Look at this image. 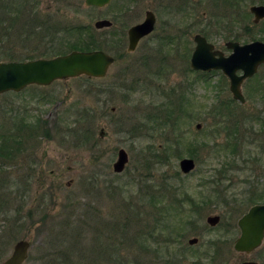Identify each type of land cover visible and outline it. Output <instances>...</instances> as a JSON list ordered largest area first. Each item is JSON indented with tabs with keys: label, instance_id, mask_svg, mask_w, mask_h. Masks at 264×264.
I'll return each mask as SVG.
<instances>
[{
	"label": "rangeland",
	"instance_id": "rangeland-1",
	"mask_svg": "<svg viewBox=\"0 0 264 264\" xmlns=\"http://www.w3.org/2000/svg\"><path fill=\"white\" fill-rule=\"evenodd\" d=\"M10 1L15 2L8 7L19 16L14 28L0 37V47L9 48L0 61L65 54L69 40L65 30L87 26L96 31L92 39L102 43L99 49L115 61L101 78L81 75L0 94V145L9 143L0 153V264L18 240L31 244L21 264H60L61 260L66 264H210L204 254L207 242L221 244L228 237L223 232L234 225L230 242L216 252V264L245 259L264 264V241L245 256L232 248L239 235L236 221L249 205L243 204V212L237 214L236 207L206 200L218 187L240 194L249 187L242 182L245 177L264 188V176H258L264 170V153L256 146L264 141V65L242 82L244 103L232 98L229 82L219 70L203 75L189 66L195 33L205 32L221 50L233 36L220 29L216 16H211L207 29L202 23L189 26L195 16L210 17L211 1L208 5V0H188L180 11L167 9L174 0H111L101 8L87 7L84 0H0V9L5 6L2 2ZM259 3L237 0L236 31L241 33L244 25L253 23L249 6ZM146 10L156 15L155 30L127 52L126 31L143 20ZM98 19L110 20L111 27L96 30L93 24ZM175 27L187 28L177 48L163 39ZM80 34L84 35L82 30ZM145 53L153 57L152 62ZM122 77L128 80L124 89L118 87ZM151 108L165 123L141 135L132 126L151 127L147 118L155 110ZM21 121L28 123L13 130ZM250 131L257 140L246 146L242 140L253 137ZM84 132L88 138L81 135ZM9 134L12 138L5 140ZM177 134L183 136L181 145L171 146L169 138ZM236 140L240 150L235 154L243 156L232 155V148L225 146ZM120 148L129 160L116 173L112 164ZM247 152L259 159L258 164L241 167L242 158H251ZM183 157L196 163L186 175L178 166ZM224 162L234 164L228 172L236 182L223 178L207 183L213 174L219 179L217 172L225 171ZM148 184H163L170 191L162 199L165 205L159 202L152 214L144 196ZM188 198L206 201L202 213L183 219L187 227L173 242H162L160 234L152 237L153 227L157 230L177 216L176 200H185L180 204L184 211ZM214 213L220 215V223L209 227L205 218ZM191 237H198V242L188 245Z\"/></svg>",
	"mask_w": 264,
	"mask_h": 264
},
{
	"label": "water",
	"instance_id": "water-1",
	"mask_svg": "<svg viewBox=\"0 0 264 264\" xmlns=\"http://www.w3.org/2000/svg\"><path fill=\"white\" fill-rule=\"evenodd\" d=\"M109 2L110 0H84L86 6L94 7H103ZM250 11L254 15V23H258L264 18V5L251 6ZM154 23V13L146 10L143 21L128 28V52L135 49L142 37L152 32ZM94 25L98 29L108 28L111 26V22L107 19H100ZM193 40L195 47L190 60L191 67L196 70L221 69L229 78V89L233 99L244 103L245 98L241 93L240 84L244 78L252 76L258 65L264 62V42L255 40L244 45L228 43L233 50L232 54L223 57L220 52L213 50V45L207 42L203 36L195 34ZM216 54H218V57ZM113 62L114 57L101 49L72 50L67 54L50 58L0 61V94L8 91L19 92L31 84L46 86L54 80L79 75L103 77L107 72V68ZM237 69H242L243 74L236 75ZM195 127L199 129L201 126L196 124ZM128 159L127 152L120 148L112 164L113 171L116 173L122 172ZM178 166L182 174H188L195 169V161L193 158L183 157L179 160ZM205 221L210 226H215L219 222V216L210 214ZM237 225L240 233L234 242V249L249 253L261 244L264 237V204L251 206L238 218ZM196 242V237L188 239L189 244H195ZM29 247V241L18 240L14 244L10 256L2 264H21L27 257ZM240 264L258 263L244 261Z\"/></svg>",
	"mask_w": 264,
	"mask_h": 264
},
{
	"label": "flooded vegetation",
	"instance_id": "flooded-vegetation-1",
	"mask_svg": "<svg viewBox=\"0 0 264 264\" xmlns=\"http://www.w3.org/2000/svg\"><path fill=\"white\" fill-rule=\"evenodd\" d=\"M210 1L212 3V8H213V12H211L210 17H208L207 19L204 20L203 17L195 16L196 17L195 22L192 21L189 26L193 25L194 23H196L197 25H199L200 23H202L205 26L203 28L204 29H207V28L210 27V24H211V22H210L211 16L218 17L219 24L221 25L220 29H224V30L227 31V33L233 34L232 37L227 38V39H231V40H226L224 42V47L223 48H225L226 50H221L219 48H216L215 45L207 39L208 35L205 32L204 33H195V34H199V35L203 36L206 39L207 42L211 43L213 45V50L214 51L220 52L223 55V57H228L230 54H232V51H233L228 43H238L239 45H244V44H248L250 42H253L255 40H260V41H263L264 42V39L257 38L258 35H263L264 34V18L261 19L258 23H254L253 22L250 26L247 25V24L244 25V27L242 28L243 31L240 33V32H238V31L235 30V26H234L235 23H236V21H237L236 15L238 16L237 9L235 10V8L237 6V0H208V2H209L208 5H210ZM252 1L253 0H251V2ZM259 1L261 3H259V4H251L249 6V12H250L249 15L251 14L253 18H254V15L251 13L250 7L251 6H254V5H264V0H259ZM187 2H188V0H174V2L171 3V5H168L167 6V9L171 7V8H175L176 10L184 11L185 10V7L187 5ZM95 8H97V7H95ZM144 14H145V12H144ZM154 16H155L154 28H153V30H152L151 33H149L148 35H146L144 37L149 36L155 30V26H156V15L154 14ZM98 20H100V19H98ZM260 23L262 24V26L259 25ZM111 25H112V22H111ZM93 27L96 30H98V28H96L94 24H93ZM87 28H90V27L87 26ZM101 29H103V28H101ZM186 31H187V28L186 27H183V28L182 27H179V28L175 27L174 29H172V33L169 34L168 36H165L163 39H164V41H168L169 43H173L176 46V48H177L179 46L177 44H181V40L184 38V34L186 33ZM200 31H203V30H200ZM126 35H127V31H126ZM194 35L192 37V41L193 42H194V40H193ZM143 38H141V39H143ZM138 43H137V45H138ZM137 45H136V47H137ZM127 46H128V35H127ZM136 47H135V49H136ZM194 47H195V42H194V46H193V48L191 50V54H190V57H189V66H190V60L192 58V53H193ZM147 54L148 53H145V55H143V56H147ZM216 56L218 57V54H216ZM147 59H148L149 62H152L153 61V57H151L150 55L147 56ZM164 59H166V58H164ZM262 65H264V62L258 65V67L256 69V72L258 71V68L260 66H262ZM213 70H219L222 73L223 77L224 78L225 77L227 78V80L229 82V85H230L229 78L223 73V71L221 69H210V70L197 69V71H200L201 72L200 74H203V75H204V73L210 72V71H213ZM256 72L252 76L244 78L242 80V82H244L245 80L253 77L256 74ZM235 73L238 76L239 75H242L243 74V70L242 69H237ZM242 82H241V84H242ZM241 84H240V90H241ZM229 91H230V89H229ZM241 93H242V91H241ZM253 117H254L253 119L255 120V116H253ZM257 119L260 120V117L257 116ZM248 120H249V117H248ZM250 133L253 135L252 138L246 139V140H242V142L243 141H246V146L254 145L255 142H256V140H257V139H255V133H253L252 131H250ZM237 141L238 140L233 141V142H230V143L226 144L225 146L232 148V151H233V153H231L232 155H235L236 157L243 156L244 155L243 153H241V154H235L236 152H239V150H240V146L238 145L239 142L237 143ZM242 144H245V143L243 142ZM256 146H258L260 153H264V141L261 142V143L259 142V144L256 145ZM217 154H218V152H217ZM245 155H246V157H249V158L251 157V154L248 153V152ZM258 162H259V159L257 157H254V158L251 157L250 160H246L245 158H242L241 167H243V166L248 167V166H251V165L254 166L255 164H258ZM232 165H234V164H232L230 162H224L225 171H221V172L218 173L217 176H218L219 179H216V178L213 179V177H212V180H207L206 182L207 183H218L223 178H229V179H232L231 184L232 183H235L236 182L235 176L234 175L229 176L230 173L228 172V170H230L231 167H233ZM240 169L241 168L239 167L238 170H240ZM234 173L235 172H233V174ZM258 176H264V170L260 174H258ZM237 178H239V176ZM242 182L248 184L249 187L243 189L244 191L242 190L240 192V194L239 193H233V194L232 193H227L228 192V191H226V188L227 187H218V188H215L211 193L207 194V196H206V200H208V204L209 203H211V204L212 203H216V204H219V205L223 206L224 208H226L227 207V204H229L230 207L231 206L232 207H236V209L241 210V211H243V208H242L243 204L249 205V208L251 206H253V205H256V204H264V188H259V187L257 188L256 186H253L252 184H250V181H249V178L248 177L243 178ZM229 184H230V182H229ZM228 194H230V195H228ZM213 215H218L219 216V222L215 225V226H217L220 223L221 217H220L219 214H216V213H214ZM207 225L209 227H215V226H210L209 224H207ZM236 225H237V221H236ZM237 227H238V225H237ZM234 229H236V226L235 225L232 226L231 229H226L223 232L228 237H226L225 238V241H223V242L221 240V242H222L221 244H218V243L214 242V240H209L207 242V244H206L207 249L204 252V254L209 259L210 264H216L215 256L217 254L216 252H218L217 251L218 248L221 247V246H223L224 244H227L228 242H230L229 239L231 240V237L233 235V232L232 231ZM238 229H239V227H238ZM239 233H240V229H239ZM229 234L231 236H229ZM196 238H197V242H198V237H196ZM236 238L233 241L232 248H233V250L235 252L241 253L244 256L252 253L256 249H258L259 247H261L262 244H263V241H264V237H263L261 244L257 248H255L254 250H252L251 252L247 253V252L237 251V250L234 249V242H235ZM187 243H188V240H187ZM188 245H194V244H189L188 243ZM244 261H255V260L245 259V260H241L238 264H240V263H242ZM255 262H257V261H255ZM257 263L260 264L259 262H257ZM69 264H74V262H69Z\"/></svg>",
	"mask_w": 264,
	"mask_h": 264
},
{
	"label": "trees",
	"instance_id": "trees-1",
	"mask_svg": "<svg viewBox=\"0 0 264 264\" xmlns=\"http://www.w3.org/2000/svg\"><path fill=\"white\" fill-rule=\"evenodd\" d=\"M15 1H10V2H2V4H5V6H3L0 9V37L3 36V34H7L9 29H12V27L14 28V23H15V18H17V14H14L11 10L13 9L12 7H8L10 4H13ZM9 12V14L13 16L11 18V16H7L6 13ZM83 31L84 35L86 36H81L80 31ZM65 32H67L69 34V40L66 41V45L68 48V51L70 50H92V49H99L100 45L102 44L100 41H94L92 39L93 36H95L96 31H92L90 28L87 27H72L71 29H66ZM71 37V39H70ZM257 38L259 39H264V34L263 35H258ZM52 39V38H51ZM9 48H4L2 49V47H0V55H7L8 52L6 50H8ZM63 54V53H62ZM125 70V69H124ZM128 82V80L124 77H122V84L119 85L118 87H120L121 89L125 88V84ZM214 110H216L217 108L212 107ZM155 109V110H154ZM211 109V107H210ZM150 110H154L151 111L149 113H147V118L149 121H152L151 124L152 126L149 127V124H144V125H136L133 124L132 127H138V132L143 135L144 131H147L148 129H154L155 131L158 130L159 126L161 124H164V122L160 123L159 122V118H161V114H159V112H157L156 108H151ZM216 115V112L214 113ZM219 115V114H218ZM167 117H170L169 115H167ZM175 118L171 117L170 121H174ZM169 121V122H170ZM27 121H21V122H16L15 128H13V130H17V124H27ZM174 123V122H173ZM175 124V123H174ZM126 128L129 127V125L125 126ZM130 129V128H129ZM126 130V129H125ZM91 131V130H90ZM89 131V132H90ZM127 131V130H126ZM184 132H182L183 134ZM82 136H85V138H88V132H84L81 134ZM80 136V134H79ZM182 135L181 134H177L174 136L173 140L169 138L168 143L172 144L171 146H173V143L176 146L181 145L182 142ZM10 139L12 138V134H9L5 137L6 139ZM8 139V140H9ZM2 136H0V143L2 142ZM9 146L8 141L5 144L0 145V153H3L5 150H7ZM163 148H161L160 152L163 153ZM163 154H167V152L163 153ZM175 154V153H173ZM191 155V154H190ZM192 156V155H191ZM147 169V168H146ZM149 170V169H147ZM222 171V170H221ZM217 172V175L219 172ZM216 176L213 174V179H215ZM144 188V196H147L150 208V214H152V212L154 211V207L159 205L163 199L164 196H166V194H170V191L168 190V188L166 186H164L163 184H148L146 185ZM172 196H174V193L171 194ZM185 196V195H184ZM189 202L188 205V209L184 211L180 210V204L185 201L184 199H180V200H176V206L174 207L175 210H177V216L172 219V221L165 223L164 225H162L161 227L156 229V226L153 227V230L150 232V235H152V237L154 235H162L161 236V240L162 242H166V241H174L175 239L177 240V234H179L180 232H182V230L187 227L186 224H182L181 221L185 218L190 219V216L193 214H197V213H202L203 209H205V200L201 199L200 201H195L191 198H188ZM163 203V201H162ZM164 204V203H163ZM165 205V204H164ZM164 205L162 207H164ZM162 210V209H160ZM183 210V209H182ZM243 211L241 210H236L235 213L239 214L242 213ZM180 222L179 224H176V221ZM98 251V250H97ZM103 252V250H102ZM68 263V262H67ZM60 264H66L64 261H60Z\"/></svg>",
	"mask_w": 264,
	"mask_h": 264
}]
</instances>
